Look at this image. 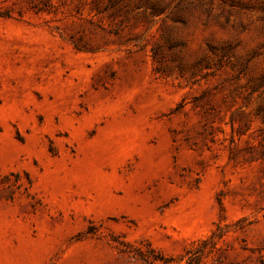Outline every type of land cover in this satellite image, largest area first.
Masks as SVG:
<instances>
[{
    "label": "rangeland",
    "instance_id": "374dc122",
    "mask_svg": "<svg viewBox=\"0 0 264 264\" xmlns=\"http://www.w3.org/2000/svg\"><path fill=\"white\" fill-rule=\"evenodd\" d=\"M0 264H264V0H0Z\"/></svg>",
    "mask_w": 264,
    "mask_h": 264
}]
</instances>
